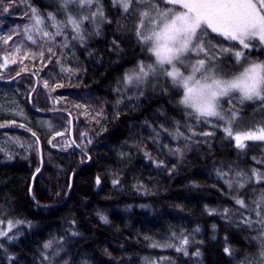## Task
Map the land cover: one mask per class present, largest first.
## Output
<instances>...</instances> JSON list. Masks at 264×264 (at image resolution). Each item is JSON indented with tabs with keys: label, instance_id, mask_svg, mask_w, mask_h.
<instances>
[{
	"label": "trees",
	"instance_id": "trees-1",
	"mask_svg": "<svg viewBox=\"0 0 264 264\" xmlns=\"http://www.w3.org/2000/svg\"><path fill=\"white\" fill-rule=\"evenodd\" d=\"M100 4L110 23L99 17L96 24L85 21L81 42L73 39L71 25L55 35L48 16L66 22L62 0H0V37H12L8 43L0 39V79L16 77L0 83V128L33 133L42 157L37 173L36 141L22 131L0 130V219L20 222L0 236V264L258 261L264 204L257 202L264 180L258 182L253 170L264 173V141L245 140V147L237 148L223 130L226 124L197 118L184 108L179 103L183 90L165 76L126 83L125 76L140 61L153 63L147 45L135 36L139 11L125 13L113 0ZM159 7L171 5L161 0ZM96 8L95 3L91 8L69 5L77 17ZM32 9L42 23L36 24ZM208 39L241 49L215 34ZM250 43L239 63L233 53L214 50L223 78L252 62L264 63V46L258 40ZM232 103L239 109L233 133L264 127V101ZM221 104L228 108V98ZM17 106L24 117L12 113ZM68 116L80 151L69 140ZM183 238L189 241L183 246L187 255L176 250ZM46 243L51 247L44 248ZM225 246L233 249L232 255L224 252Z\"/></svg>",
	"mask_w": 264,
	"mask_h": 264
},
{
	"label": "snow or ice",
	"instance_id": "snow-or-ice-1",
	"mask_svg": "<svg viewBox=\"0 0 264 264\" xmlns=\"http://www.w3.org/2000/svg\"><path fill=\"white\" fill-rule=\"evenodd\" d=\"M160 2L161 0H113V4H119L125 13H128L130 9L139 11L135 36L139 43L148 46L147 51L155 57V62L151 64L146 65L140 61L137 65L138 71L134 75L125 76L126 83L132 84L135 80L139 85L150 76H155L158 72L162 73L171 78L174 86L183 89L179 103L191 109L197 118L216 117L225 121L226 127L223 130L227 136L235 140L237 148L243 149L245 140L264 141V127L258 128L255 132L233 133L232 131L233 122L239 118V109L233 105V100H238L240 104L245 101H264V63L252 62L244 68L243 72L230 79H224L217 71L219 65L214 63L218 59V54L214 51L217 48L220 53H233L239 63L244 55L243 49L253 46L251 41L258 39L260 44L264 45V0H162L163 3L171 5L169 8H160ZM94 3L97 8L90 15L77 17L69 11L71 4H76L80 8H91ZM133 4L136 5L135 8ZM145 4L147 8L141 10L140 6ZM62 6L68 12L66 22L56 21L51 13L48 16L53 21V27L57 29L55 35H61L62 27L71 25L72 31L76 33L73 39L83 42L85 36L82 25L85 21L91 20L96 24L99 17L102 23H110L104 16L100 0H62ZM32 12L36 18V24L42 23V20L36 16V10L32 9ZM145 21L151 25L150 28H146ZM25 31L28 32L30 29L26 26ZM43 34L50 35L47 32ZM95 34H100L99 24L96 26ZM212 34L229 42L238 43L241 49L236 50L231 44L229 47H223L220 46V42L212 43V40L208 39ZM11 38V36L0 37L4 43H8ZM27 38L32 40L30 35ZM113 44L119 49L115 40ZM192 55L198 57L194 62L191 59ZM12 62L15 63L14 60ZM6 63L7 58H5V66ZM165 65L170 66V70L165 68ZM178 65L190 68L191 71L185 74L180 71ZM236 93L239 94L238 97L234 95ZM223 98H228V108L221 104ZM176 135H182V133L177 132ZM203 135L208 136L212 133L204 132ZM238 175L241 174L238 173ZM253 175L258 182L264 180V173L253 170ZM227 183L229 187L232 186L231 182ZM239 187L243 188L244 183H240ZM236 203L244 206L243 200L237 199ZM257 203L264 204V193L261 194V199ZM212 211L214 210H210V214ZM257 215L260 213L257 212ZM101 220L108 223L107 217L101 216ZM19 223V221L16 222V224ZM245 223L250 225L251 222L245 221ZM260 223L264 224V219H261ZM16 224L9 221L8 230L0 229V236H7ZM15 238V236L10 237V239ZM258 239H260V259L253 264H264V238L258 237ZM188 242L187 238H183L181 246L176 250L184 251L187 255L183 246ZM50 247L51 243L44 245V248ZM224 252L232 255L233 249L225 246ZM196 255L199 256L200 253L197 252Z\"/></svg>",
	"mask_w": 264,
	"mask_h": 264
},
{
	"label": "water",
	"instance_id": "water-1",
	"mask_svg": "<svg viewBox=\"0 0 264 264\" xmlns=\"http://www.w3.org/2000/svg\"><path fill=\"white\" fill-rule=\"evenodd\" d=\"M18 76H20V75H17V77H18ZM15 78H16V77H14V78H12V79H8V80H1V79H0V83H3V84H4V83H10V82H12ZM36 89H37V81L35 80L34 88H33L32 92L30 93V95H29V97H28L29 105H31V97H32V95L34 94V92L36 91ZM34 111H35V110H34ZM68 117H69V123H70L69 139H70L72 145H73L74 147L77 148V146H76L75 143H74L73 136H72L73 122H72L71 117H70V116H68ZM0 130H17V131H22V132L27 133L29 136H31V137L36 141V143H37V148H38V156H39V161H40V167H39V169H38V171H37V173H39V172L41 171V169H42V157H41V147H40V142H39L38 138H37L33 133H31L30 131H27V130H24V129H20V128H15V127H2V128H0ZM77 149H78V148H77ZM78 150H79V149H78ZM79 151H80V150H79ZM82 153H83V152H82ZM83 155H84V153H83ZM79 168H80V167H78V168H77V169L71 174V176H70L69 190H70V187H71V179H72V176H73V174H74ZM37 173H36V174H37ZM36 174L33 176V180H34ZM31 190H32V183H31V188H30V197L32 198Z\"/></svg>",
	"mask_w": 264,
	"mask_h": 264
},
{
	"label": "rangeland",
	"instance_id": "rangeland-1",
	"mask_svg": "<svg viewBox=\"0 0 264 264\" xmlns=\"http://www.w3.org/2000/svg\"><path fill=\"white\" fill-rule=\"evenodd\" d=\"M146 25V28H150L151 27V25L150 24H148V22L145 24ZM147 34V33H146ZM258 40V39H257ZM259 41V40H258ZM264 46V45H263ZM148 47V46H147ZM149 54L152 56V58H153V60H152V62L154 63L155 62V57L149 52ZM192 57H194V58H192ZM191 59H192V61L194 62L195 60H196V56L195 55H192L191 56ZM257 63H260V62H257ZM247 66H249V65H247ZM165 68H168L169 70H170V66H168V65H165L164 66ZM178 67H179V69H180V71L181 72H184L185 74H187V73H189L190 71H191V69L190 68H186L185 66H183V65H178ZM243 70H244V68H243ZM243 70L241 71V72H243ZM138 71V68H136V69H134L133 70V73H132V75H134L135 74V72H137ZM240 72V73H241ZM238 75V74H237ZM156 77H158V76H165V75H163L162 73H159L158 72V74L157 75H155ZM170 82H172L171 81V78H169V77H167V76H165ZM230 78H232V77H229V78H224V79H230ZM182 89V88H181ZM183 90V89H182ZM183 94V93H182ZM237 95H239L238 93H236ZM182 97V96H181ZM223 99H225V98H223ZM245 102H249V101H245ZM183 106V105H182ZM185 108V107H184ZM189 110H191V109H189ZM192 111V110H191ZM14 115H16V116H19V117H24V113L20 110V107H16V108H14V111L12 112ZM208 118H212V119H214V118H216V117H208ZM222 122L223 123H225V121H223L222 120ZM234 123V122H233ZM234 140V139H233ZM235 141V140H234ZM262 219H264V217L262 218ZM9 221H12L13 222V224H16V220H14V219H12V218H7L6 220H2V219H0V229H2V230H4V231H7L8 230V222ZM17 225V224H16ZM264 225V224H263ZM264 229V228H263ZM264 232V231H263Z\"/></svg>",
	"mask_w": 264,
	"mask_h": 264
}]
</instances>
